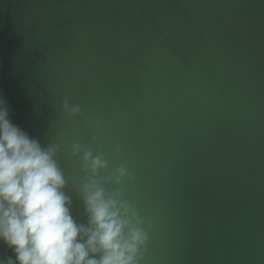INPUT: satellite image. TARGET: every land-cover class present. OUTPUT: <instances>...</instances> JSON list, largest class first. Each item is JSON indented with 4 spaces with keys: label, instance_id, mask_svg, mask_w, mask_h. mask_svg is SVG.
<instances>
[{
    "label": "water",
    "instance_id": "water-1",
    "mask_svg": "<svg viewBox=\"0 0 264 264\" xmlns=\"http://www.w3.org/2000/svg\"><path fill=\"white\" fill-rule=\"evenodd\" d=\"M0 100L60 146L81 223L71 145L103 154L151 225L141 264H264V0H0Z\"/></svg>",
    "mask_w": 264,
    "mask_h": 264
},
{
    "label": "clouds",
    "instance_id": "clouds-1",
    "mask_svg": "<svg viewBox=\"0 0 264 264\" xmlns=\"http://www.w3.org/2000/svg\"><path fill=\"white\" fill-rule=\"evenodd\" d=\"M61 106L69 116L81 112L67 99ZM59 150L14 124L0 100V246L12 254L0 256V264H141L151 225L146 231L121 190L106 193L95 179L108 167L103 154L93 155L78 142L71 145L72 156L82 153L81 171L87 174L74 190L86 216L81 223L72 214ZM125 178L133 179L119 166L105 183L120 185Z\"/></svg>",
    "mask_w": 264,
    "mask_h": 264
}]
</instances>
